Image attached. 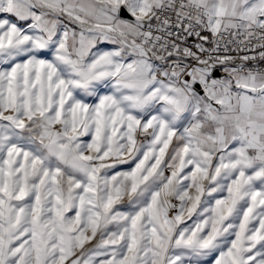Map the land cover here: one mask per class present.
Instances as JSON below:
<instances>
[{"label":"snow or ice","instance_id":"snow-or-ice-1","mask_svg":"<svg viewBox=\"0 0 264 264\" xmlns=\"http://www.w3.org/2000/svg\"><path fill=\"white\" fill-rule=\"evenodd\" d=\"M250 59L264 0H0V264H264Z\"/></svg>","mask_w":264,"mask_h":264},{"label":"built area","instance_id":"built-area-1","mask_svg":"<svg viewBox=\"0 0 264 264\" xmlns=\"http://www.w3.org/2000/svg\"><path fill=\"white\" fill-rule=\"evenodd\" d=\"M202 35H208L211 39V34L210 33H202ZM227 38V37H226ZM197 43H200V41L198 40L197 37L195 36H189L187 37V39L185 41H183L182 46L185 47H190L193 48V50H195L194 45H196ZM209 45L206 43L205 47H208ZM225 50L223 48H221V53H224ZM259 52V49H257L256 51H229L227 52L228 55L237 58L236 59V63L239 64L242 61L239 59L240 57H243L244 55H248V56H257ZM246 63L248 68H260V69H264V60H260V59H255V60H249Z\"/></svg>","mask_w":264,"mask_h":264},{"label":"rangeland","instance_id":"rangeland-1","mask_svg":"<svg viewBox=\"0 0 264 264\" xmlns=\"http://www.w3.org/2000/svg\"><path fill=\"white\" fill-rule=\"evenodd\" d=\"M107 91H108V90L105 89V92H107ZM88 102H89V103H92L93 101L90 99ZM57 127H58V126H57ZM81 139L84 140V141H89V142H90V136H84V137H81ZM138 139H144V137H143V136H140V137H138ZM173 144H175V139L173 140ZM171 147H172V146H170L169 151H171ZM214 163H215V161H214ZM130 167H132L131 164H120V165H117V167L114 168V169L112 170V172L127 171ZM166 174H167V173H166ZM172 203L178 204L179 202L176 201L175 199H172ZM173 214H175V209L170 210V212H169V215H170V216L173 215ZM69 215H71V213H69ZM194 218H195V217H193V219H194ZM186 223L191 224L192 221H191V220H188V221H186ZM109 227H112V226L110 225ZM95 243H96V241L93 240V241L90 242V244H87L85 247H91V246L94 245Z\"/></svg>","mask_w":264,"mask_h":264},{"label":"crops","instance_id":"crops-1","mask_svg":"<svg viewBox=\"0 0 264 264\" xmlns=\"http://www.w3.org/2000/svg\"><path fill=\"white\" fill-rule=\"evenodd\" d=\"M20 26H25L23 23H21V25Z\"/></svg>","mask_w":264,"mask_h":264}]
</instances>
